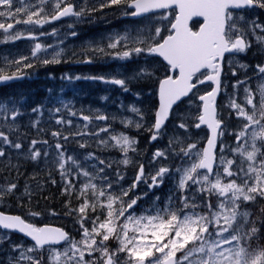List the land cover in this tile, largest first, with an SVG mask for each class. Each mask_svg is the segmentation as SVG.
<instances>
[{"label":"snow or ice","instance_id":"1","mask_svg":"<svg viewBox=\"0 0 264 264\" xmlns=\"http://www.w3.org/2000/svg\"><path fill=\"white\" fill-rule=\"evenodd\" d=\"M71 63L115 110L0 94V264H264V0H0V87Z\"/></svg>","mask_w":264,"mask_h":264},{"label":"rangeland","instance_id":"2","mask_svg":"<svg viewBox=\"0 0 264 264\" xmlns=\"http://www.w3.org/2000/svg\"><path fill=\"white\" fill-rule=\"evenodd\" d=\"M95 25H90L86 30H84L85 34L93 33L95 29ZM22 48L25 47V45H20ZM67 65V70L65 71H59L60 76L63 74H92V73H100V72H108L112 70V66L110 65H104V64H93V65H87V64H79V63H71V64H65ZM40 78L38 80L49 82L47 77H44L42 75H39ZM59 76V77H60ZM64 85L60 87L59 84H52L55 92L59 93L60 89H64V98L69 100H75L77 105H93L95 107L104 108L105 105H108L109 111L115 110V105L110 104V102H105L101 99V97L105 94H107L106 89L103 85L95 84V87H98L95 90H91L89 88V84L91 82L86 81H74L72 83H69L67 81H63ZM94 84V83H91ZM39 88H35L33 91H37ZM45 90V89H44ZM6 92H11L10 90H6ZM12 93H24V91L19 87ZM11 93V94H12ZM118 93L113 90L112 96L114 97ZM32 100H38L44 99L45 97H37L36 94H32V96H29ZM146 145V144H145ZM147 149V148H146ZM131 173H129L130 175Z\"/></svg>","mask_w":264,"mask_h":264},{"label":"bare ground","instance_id":"3","mask_svg":"<svg viewBox=\"0 0 264 264\" xmlns=\"http://www.w3.org/2000/svg\"><path fill=\"white\" fill-rule=\"evenodd\" d=\"M39 78H40V76H39ZM34 84L37 88H40V89L46 90L49 87L54 89V87L50 84V82H44V81L38 80Z\"/></svg>","mask_w":264,"mask_h":264},{"label":"trees","instance_id":"4","mask_svg":"<svg viewBox=\"0 0 264 264\" xmlns=\"http://www.w3.org/2000/svg\"><path fill=\"white\" fill-rule=\"evenodd\" d=\"M53 192H55V189H52Z\"/></svg>","mask_w":264,"mask_h":264}]
</instances>
